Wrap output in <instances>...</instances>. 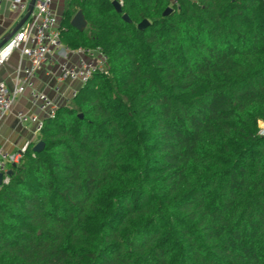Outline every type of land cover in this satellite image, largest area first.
<instances>
[{
	"label": "trees",
	"instance_id": "1",
	"mask_svg": "<svg viewBox=\"0 0 264 264\" xmlns=\"http://www.w3.org/2000/svg\"><path fill=\"white\" fill-rule=\"evenodd\" d=\"M61 43L107 72L10 166L0 264H264V0H68Z\"/></svg>",
	"mask_w": 264,
	"mask_h": 264
},
{
	"label": "built area",
	"instance_id": "2",
	"mask_svg": "<svg viewBox=\"0 0 264 264\" xmlns=\"http://www.w3.org/2000/svg\"><path fill=\"white\" fill-rule=\"evenodd\" d=\"M6 0H0V11ZM29 1L17 0L10 4V10L23 16L28 11ZM73 52L79 56L77 66H72L64 58L58 64V75L55 79V93L61 92L65 83L85 85L96 73H106L108 58L101 48L69 50L61 43V22L54 8V0H35L34 10L29 20L0 49V69H2L15 53L26 59L29 65L20 69V77L15 87L10 90L0 82V125L12 111L16 101L29 95L33 107L40 115L19 112L17 118L23 125H33L35 135H39L45 118L54 116L58 106L44 93L36 90L37 74L47 63H53L55 55L62 56ZM75 93L73 94V96ZM260 136H264V123L260 125ZM29 144L19 152L8 154L0 151V174L4 175V183L8 181L6 174L11 165L18 164Z\"/></svg>",
	"mask_w": 264,
	"mask_h": 264
},
{
	"label": "crops",
	"instance_id": "3",
	"mask_svg": "<svg viewBox=\"0 0 264 264\" xmlns=\"http://www.w3.org/2000/svg\"><path fill=\"white\" fill-rule=\"evenodd\" d=\"M13 1L17 0H6L0 11V41L8 32L14 29L23 18L22 14L10 10V4ZM57 1L59 0H54V8L56 11L58 10ZM62 55L64 57L55 55L53 63H47L37 74L35 80L36 90L47 95L58 107L67 105L69 96L73 93V90L81 87L78 83H65L61 86V92L59 94L55 93L54 87L56 86L55 79L58 75V64L65 58L72 66H77L79 60V56L73 52ZM28 65L29 63L26 59L21 58L19 53H15L10 61L0 69V82L5 83L7 87L12 90L20 77V69ZM19 112L30 115H40L39 111L32 106L28 94L19 98L12 108V111L8 113L0 125L1 152L8 154L17 153L25 145L38 141V136L34 133V126L23 125L19 122L17 118Z\"/></svg>",
	"mask_w": 264,
	"mask_h": 264
},
{
	"label": "water",
	"instance_id": "4",
	"mask_svg": "<svg viewBox=\"0 0 264 264\" xmlns=\"http://www.w3.org/2000/svg\"><path fill=\"white\" fill-rule=\"evenodd\" d=\"M34 4H35V0H30L29 1V6H28V11L27 13L23 16V18L21 19V21L18 23V25L10 32H8L0 41V49L3 48V46L10 40V38L29 20V18L31 17L33 10H34ZM113 6L116 9V11L118 13L122 12L121 9V4L114 1L113 2ZM172 12V9H167V11L164 13L165 16H167L169 13ZM123 20L126 22H129V19L126 15L123 16ZM71 26L76 29L79 32H84L87 27H88V23L84 17V14L82 13V11H78L76 13V15L73 17L72 21H71ZM149 26V23L147 21H143L139 26L138 29L139 30H145L147 27ZM44 149V143L43 142H39L37 143L34 147H33V152L38 154L40 153L42 150ZM13 175V171L9 170L8 173L6 174V176L8 178H10ZM4 183V175L0 174V187L3 185Z\"/></svg>",
	"mask_w": 264,
	"mask_h": 264
},
{
	"label": "rangeland",
	"instance_id": "5",
	"mask_svg": "<svg viewBox=\"0 0 264 264\" xmlns=\"http://www.w3.org/2000/svg\"><path fill=\"white\" fill-rule=\"evenodd\" d=\"M67 1L68 0H59V1H57V8H58V10L60 11H58L57 10V14H58V17H59V19H60V22H61V18H62V15H63V12H64V10H65V7H66V5H67ZM82 87V86H81ZM80 87V88H81ZM79 88V89H80ZM79 89H76V90H73V93L69 96V101H68V104H69V102H70V100L73 98V94L74 93H76V92H78L79 91Z\"/></svg>",
	"mask_w": 264,
	"mask_h": 264
}]
</instances>
